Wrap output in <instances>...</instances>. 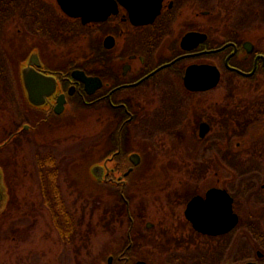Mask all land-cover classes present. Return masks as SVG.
<instances>
[{
	"label": "flooded vegetation",
	"instance_id": "af4514ba",
	"mask_svg": "<svg viewBox=\"0 0 264 264\" xmlns=\"http://www.w3.org/2000/svg\"><path fill=\"white\" fill-rule=\"evenodd\" d=\"M114 1L115 11L84 19L66 13L61 0H0V112L11 115L0 121V153L79 107H120L117 145L102 159L100 182L127 202L124 191L141 156L133 165L128 149L124 169L117 166L126 148L122 131L137 122L134 106H170V119L196 138L199 162L183 163L188 176L168 194L169 219L139 226L129 216L126 241L100 264H171V258L173 264H264V0H160L153 18L155 0H135L133 17L132 0ZM98 6L102 12L92 15L111 4ZM190 32L196 35L186 38ZM187 69H217L219 79L193 88L184 81ZM192 170L201 176L192 177ZM214 188L229 195L237 216L218 234L196 228L191 218L222 215V196L206 201ZM195 196L201 199L191 203ZM4 197L0 191L1 205ZM66 222L55 229L69 235Z\"/></svg>",
	"mask_w": 264,
	"mask_h": 264
},
{
	"label": "rangeland",
	"instance_id": "374dc122",
	"mask_svg": "<svg viewBox=\"0 0 264 264\" xmlns=\"http://www.w3.org/2000/svg\"><path fill=\"white\" fill-rule=\"evenodd\" d=\"M117 108L79 107L73 115L64 114L10 141L0 153V191L5 194L0 264H100L126 241L129 216L139 226L169 219L168 194L188 176L183 163L199 162L196 138L184 135L181 122L170 119V106H134L139 115L125 127V155L135 151L141 162L124 191L125 217L119 216L118 189L98 183L90 170L114 146L111 137L119 125L114 119L123 117ZM10 117L0 112L3 124ZM204 158L214 162L212 153ZM191 173L199 177L202 172ZM64 222L72 226L69 235L55 229Z\"/></svg>",
	"mask_w": 264,
	"mask_h": 264
},
{
	"label": "water",
	"instance_id": "95a60500",
	"mask_svg": "<svg viewBox=\"0 0 264 264\" xmlns=\"http://www.w3.org/2000/svg\"><path fill=\"white\" fill-rule=\"evenodd\" d=\"M122 1V0H121ZM155 10L150 11L151 17L153 18L154 14L159 11L160 7V0H155ZM63 5V10L70 14V15H81L84 19H90V18H99L102 16H105V14H108L109 12H113L116 10V2L114 0H106V3H110V8L107 6L104 13H101L100 15H92V12H96L97 10L101 9L98 6L99 0H61ZM135 0H132V3L128 5V8L131 10V13L133 12L135 8ZM111 10V11H110ZM102 12V11H101ZM132 13V17H133ZM196 35L195 32H190L186 35V38L194 37ZM210 71L213 73L212 78L206 79L205 75L209 74ZM196 73L200 77V79H196L194 81H191V74ZM219 79V71L217 69H187L186 75L184 77V81L188 86H191L190 84L194 82V84H197L196 87L193 88H208L210 85L217 82ZM84 80L87 81V79L84 77ZM210 83V84H209ZM130 161L133 165L138 164L140 161V155L136 152H133L130 154ZM101 165H94L92 168V172L98 175V177H101L100 171H102ZM132 169L130 167L124 175H127L129 171ZM222 196V215L218 216L217 218H214V220L210 217H206V219L209 221L212 219V221H201L199 217L191 216V218L194 221V226L202 231L209 232L211 234H218L222 232L228 231L230 228H232L236 222H237V216L236 214H231V199L229 195L225 192H221L218 189H210L208 190L206 194V201L213 199L214 197ZM200 196H195L192 198L191 203L200 200ZM187 214L189 215L188 211ZM201 219H205L204 217ZM137 264H146L145 262H138Z\"/></svg>",
	"mask_w": 264,
	"mask_h": 264
},
{
	"label": "trees",
	"instance_id": "16d2710c",
	"mask_svg": "<svg viewBox=\"0 0 264 264\" xmlns=\"http://www.w3.org/2000/svg\"><path fill=\"white\" fill-rule=\"evenodd\" d=\"M119 118V117H118ZM125 132V128L123 129V131H122V134H121V139H122V143L124 144L123 146L125 147V144H126V142H127V135L124 133ZM111 139H112V143H114V146H113V148H112V150L110 151V152H108L107 154H105V156H107V155H109L113 150H115V148H116V145H117V134H116V131L114 132V134L112 135V137H111ZM127 152H126V148H124L122 151H121V153H119V155L117 156L118 157V160H117V166H120V169L122 170V169H124V165H123V161H124V158H125V154H126ZM53 201V200H52ZM119 201L121 202V204L118 206V207H121V208H123V210H122V212L120 211V209L118 210V214H119V216H124L125 217V214H126V212L124 211V202H123V200L121 199V197L119 198ZM113 209H115V208H113ZM120 213H121V215H120Z\"/></svg>",
	"mask_w": 264,
	"mask_h": 264
}]
</instances>
